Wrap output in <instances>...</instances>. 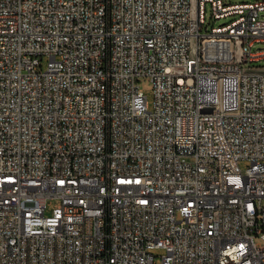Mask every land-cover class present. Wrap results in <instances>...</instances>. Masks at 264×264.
<instances>
[{"label":"built area","instance_id":"1","mask_svg":"<svg viewBox=\"0 0 264 264\" xmlns=\"http://www.w3.org/2000/svg\"><path fill=\"white\" fill-rule=\"evenodd\" d=\"M256 42L264 0H0V264H264Z\"/></svg>","mask_w":264,"mask_h":264},{"label":"rangeland","instance_id":"2","mask_svg":"<svg viewBox=\"0 0 264 264\" xmlns=\"http://www.w3.org/2000/svg\"><path fill=\"white\" fill-rule=\"evenodd\" d=\"M227 2H249L252 0H225ZM206 18H207V22L210 23V27L212 24L215 23V25H220L221 23L228 21L231 17H227V18H221L218 20H215L212 14V10L210 5L207 6V14H206ZM260 47H264V42H256L255 45L253 46V50H257ZM47 59H45L44 62H46ZM249 65H254V66H264V59L262 60H258V61H254V62H250ZM141 89L143 90L144 94L147 96V101H148V105L151 108L153 106L154 103V91H153V82L151 81L150 77L147 76H142L139 78L138 81ZM242 168H245L247 166L246 162H241L240 163ZM58 200L53 199V200H49L48 202V208L46 210L47 214H51L52 209L58 205ZM259 241V239H258ZM155 255H161L163 253L162 249H156L153 251ZM159 257H157V264H159Z\"/></svg>","mask_w":264,"mask_h":264}]
</instances>
